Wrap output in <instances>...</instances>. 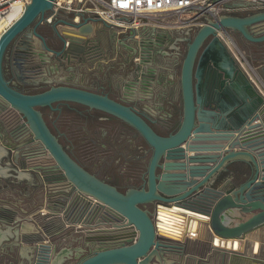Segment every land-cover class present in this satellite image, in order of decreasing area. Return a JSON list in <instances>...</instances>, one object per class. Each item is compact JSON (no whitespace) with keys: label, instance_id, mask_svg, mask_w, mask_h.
<instances>
[{"label":"water","instance_id":"water-1","mask_svg":"<svg viewBox=\"0 0 264 264\" xmlns=\"http://www.w3.org/2000/svg\"><path fill=\"white\" fill-rule=\"evenodd\" d=\"M55 1L31 0L24 14L0 38V101L27 122L31 142L41 144L56 168L64 172V187L69 188L67 193L59 194L57 185L53 192L45 189L47 204L43 208L49 214L40 216L47 222H39L36 216L16 220L21 245L12 246L22 251L19 264H50L52 240L71 226L89 233L94 230L104 236L103 240L114 237L111 246L102 243L99 250L76 264H201L188 254L185 246L178 245L182 241L170 237L168 227L177 231L178 226H184L186 238L191 226L194 229L206 222L214 234L212 244L223 250H227L221 246L224 239L234 238L232 244L237 245V240L262 229L264 94L250 77L243 57L235 55L217 34L234 30L253 43L261 42L264 36L253 38L248 27L264 22V13L245 18L222 15L219 22L211 21L197 30L181 67L183 119L175 132L161 136L135 108L105 95L68 86H51L48 91L27 95L10 87L3 74L4 57L18 38L27 44L35 36L43 40L46 50L64 57L81 53L83 44L90 39L77 37L92 31L88 19L81 24L64 20L48 23L55 28L62 50L57 52L47 46L37 29L48 25ZM250 6L243 2L227 4L228 8ZM57 25L65 27L59 31ZM58 102L101 110L141 135L153 151L141 189L120 192L81 167L63 149L38 110ZM257 120L260 124L254 125ZM245 156L252 169L246 182L236 185L230 177L224 178L227 163ZM15 161L18 167H25L23 161ZM163 211L172 213L173 219L164 217ZM242 215L250 217L243 220ZM0 217L5 218L8 226L15 222L7 210L0 212ZM54 219H64L68 225L50 231ZM235 220L239 222L232 224ZM257 246L258 243L254 253ZM16 254L13 250L1 258L15 260Z\"/></svg>","mask_w":264,"mask_h":264},{"label":"crops","instance_id":"crops-1","mask_svg":"<svg viewBox=\"0 0 264 264\" xmlns=\"http://www.w3.org/2000/svg\"><path fill=\"white\" fill-rule=\"evenodd\" d=\"M229 9L231 10L225 11L223 16L230 15L238 18H245L264 13V7H231ZM89 18L91 20H89ZM85 19H88L87 21L94 26V33L90 39L96 41L97 38L102 36L104 25L100 23L99 19L96 21L92 13L56 14L54 12L51 18L47 20V24L55 22L60 23L64 20L81 24ZM64 27L65 26L60 25L59 29L62 30ZM248 32L255 39L262 38L264 36V22L248 27ZM228 33L232 43V51L241 58L243 57L244 66L248 70L250 77L264 94V40L253 43L247 40L243 35H240L237 31L228 30ZM72 58L73 57L67 59L65 57L59 60L63 62L68 60L69 62ZM51 59L52 57H43V61H41L42 73L40 74V78L49 83H58L60 81L58 78L60 74V72H58V65L60 64L56 58L52 59L56 61V64ZM67 65H69V63ZM124 86L126 91H131L133 88L131 82L125 83ZM180 92L181 99L177 96L172 98L175 102L174 107L176 110L179 109L180 105L183 107L181 85ZM260 120H257L254 125L260 124ZM29 139L27 122L22 119L20 114L12 110L9 106H6L3 101H0V212L7 210L15 219V222L11 224V226H8L5 218L0 217V257L13 250L18 253L16 254L15 260L6 258L5 260H0V264H7V262L12 264L15 261H19L18 255L20 250L12 246L14 244L21 245V236L19 234L20 225L19 223L16 225V220H20L21 218L34 219L36 216L39 222L46 221L45 217L40 216L49 214L45 209L46 207L43 208L46 206L45 204H47V201L44 200L45 189L49 192H53V187L57 184L46 182V184L43 185L44 182L41 183V179H43L41 176L52 177L61 175V172L56 168L55 163L50 159L49 155L43 153L38 143L30 144ZM8 149L14 151L18 159L25 163L24 168H22V166L18 167V169L12 168L10 162L6 160V157L9 156ZM236 150L240 151L239 149ZM248 161L249 158L246 156L230 160L222 175L224 178L230 177L236 185L246 182L252 173ZM55 189L58 190V194L67 193L69 191V188L64 187V185L63 187L59 186ZM54 203L55 202H53V204ZM236 214L240 216V212L236 211ZM97 216L98 219L101 213ZM248 217H250V215H242L243 220H247ZM49 220L50 219H48V222ZM238 222V220H235L232 224H237ZM38 223L36 225H38ZM67 225L64 219H54L48 229L54 231L60 227H66ZM201 226L204 231L203 236L200 237L199 228L196 226L194 229L192 228L194 232L191 231L192 233L190 232L189 236L178 244L182 247L185 246L188 254L193 255L195 261H201V264H261L259 262H264V227L239 239L240 241H237V244H240V249H235L236 247L234 248L231 246L233 245L232 242L229 246H227V243H224L226 248L232 249V251L228 249L227 251L223 250L224 248L222 247L218 248L212 244L211 241L214 234L208 229V223L203 222ZM93 231L94 230H91L92 233L85 232V230H80L76 226L65 228L52 240L51 249L53 250L51 252L50 264H68L72 261H77L78 263L82 259L87 258L88 255L99 250L102 243L106 244V246H111V244H113L114 241L112 239L114 237L110 236L107 238L112 240L110 242V240H103L104 236L102 237ZM224 240L231 241L234 240V238ZM256 243H258V246L254 253L253 247ZM20 253H22V251Z\"/></svg>","mask_w":264,"mask_h":264},{"label":"rangeland","instance_id":"rangeland-1","mask_svg":"<svg viewBox=\"0 0 264 264\" xmlns=\"http://www.w3.org/2000/svg\"><path fill=\"white\" fill-rule=\"evenodd\" d=\"M185 31L187 30L180 28L163 29L161 27L145 28L140 31L129 32V34L135 33L138 39L129 40L131 42L128 43V47L131 46L137 49V40L140 42L145 38H148L156 44L157 39L154 36L162 32L167 35L168 38L175 39L177 43L178 39L183 38V32ZM113 32L119 36L115 30L105 29L102 31L104 34ZM194 32L193 38L195 37L197 29H194ZM129 34L120 35V37L127 40L128 37L126 36ZM174 43L175 42H168L167 39V41L162 44L165 46L164 52L166 53V57L161 58L159 61L149 60L146 65H144L142 64V57L139 58L137 64H141L142 67L148 66L156 69L159 76L157 80L162 81L161 85L154 84L153 86H149L144 95L138 93L140 89L138 84H133L131 91L125 90L124 84L134 81L133 72L126 69L124 73L120 67L121 62L129 60L130 54L126 48H120V59L114 62V64L113 62L103 60L102 63L95 62L92 63V65L87 64L82 66L73 73L67 70L65 71V67L58 65V72H60L58 78L60 80H65L73 76L80 86L87 88L94 82L96 84L95 89L100 88L99 86L105 87L107 88L106 91H109L114 98L116 97V99H119L121 102L125 100V96L129 97V94H132L133 97L138 100L136 101V109L139 112H149L151 118L159 121L157 125L158 130L163 133H168L173 129L176 130L182 120V105L179 106V112L176 111L174 107L175 102L172 98L177 96L181 99L179 85L182 72L181 67L189 45V43L181 45ZM178 53L180 55H178ZM173 55L178 57L175 59L176 64L174 59H169ZM52 61L56 64L55 60ZM73 80L74 79L71 81ZM109 84L110 86H108ZM51 86H53V84H51L50 87ZM50 87H46L45 91L49 90ZM123 103L128 105L131 104L127 101ZM171 116H173V118ZM48 121L51 124V122L54 121L53 117H49ZM59 128L61 132L65 133L67 136L66 139H63L64 145L70 150L78 164L86 168L100 181L102 180L109 183L113 187L118 188L122 193L133 188L141 189L143 187V179L147 173L149 160L153 151L134 128L123 125L117 119L90 123L68 113L62 118ZM75 263H77V261H72L68 264Z\"/></svg>","mask_w":264,"mask_h":264},{"label":"flooded vegetation","instance_id":"flooded-vegetation-1","mask_svg":"<svg viewBox=\"0 0 264 264\" xmlns=\"http://www.w3.org/2000/svg\"><path fill=\"white\" fill-rule=\"evenodd\" d=\"M54 24V23H51ZM104 25V24H103ZM60 25H57V29L59 31H62L59 29ZM55 28L53 25H42L40 26L37 31L38 33L43 36L44 40L46 41V44L51 49L60 52L62 50V42L58 39V36L54 30ZM64 29V28H63ZM110 29L108 26L104 25V30ZM183 38L178 39L177 43L176 40L173 38H168L167 35H165L163 32L161 34L155 35L154 37L157 39V43L154 44L152 41H150L148 38L141 40L140 42L137 40L136 43H138V48L135 49L131 46L128 47V43L131 42L129 40H133L137 38V35L135 33H131L128 36L127 40H124L122 37L117 36L114 32L104 34L102 33V36L100 38H97V40L93 41L88 40L86 43L83 44V50L81 53H75L73 55L65 56L67 59L70 57H73L69 62L66 60V62L60 61L59 59L65 58L64 56H58L55 53H52L45 48V43L43 40L38 39L37 37L33 36L32 40L29 42L27 41V44H24L26 41H23L21 38H18L7 50L4 60V66H3V74L5 77V80L9 83L10 87L15 89L16 91H20L27 95H34L38 93L45 92L46 87H50L51 84L53 86H62V87H72L77 89H84L89 92L95 93V94H101L109 97L113 101L120 102L128 107H133L136 109L138 100L133 97V95L129 94V97H124V101H127L131 103L130 105L123 103L124 101H119V99L114 98L109 91H106L107 88L101 87L98 89H95L96 84L92 82L90 84V87H83L80 86L77 83V80L75 77L71 76V78H66L65 80H60L58 83H52L47 82L46 80H43L40 78L41 71V61H43L44 56L52 57V59L58 60V63L61 65V67H65V71L68 72H75L82 66H85L87 64L92 65V63L99 62L102 63L103 60H106L108 62H117L118 59H120V48H126L129 52V60L123 61L120 64V67L124 71V73L127 70H131L134 75V81L131 82V84H138L140 86L139 94L144 95L147 92V88L149 86L161 85L162 81H158L159 78L157 74V70L153 69L152 67H142L141 64H137L139 61V58L142 57V64L146 65L147 61L149 60H157L159 61L161 58L166 57V53L164 52L165 46L162 44L167 41H170L171 43L175 42L174 44H188L193 39V30H187L183 32ZM104 35V36H103ZM138 39V38H137ZM58 43V44H57ZM168 47V46H167ZM178 55H180L178 53ZM139 56V57H138ZM178 57L176 55H173L170 57V60H175ZM167 59V58H166ZM107 62V63H108ZM161 62V61H160ZM69 63V65H67ZM132 63V64H131ZM176 64V60H175ZM100 65V64H99ZM108 65V64H107ZM64 69V68H63ZM161 77V76H160ZM163 77V75H162ZM74 79L73 81H71ZM162 79V78H161ZM157 80V81H156ZM156 81V82H155ZM155 82V83H154ZM110 86V84L108 85ZM50 90V89H49ZM48 91V90H47ZM131 97V98H130ZM183 108V107H182ZM38 110L42 114L43 120L46 122L50 132L57 137L59 143L62 145L63 149L69 153L74 160H76L69 149L64 145L63 139H66V134L61 132L59 125L62 121V118L68 114L72 116H77L78 118L84 119L88 122L92 123H98L100 121H109L114 120L117 118H113L112 116L108 115L107 113L91 109L88 106L80 105L77 103L72 102H58L54 103L51 107H39ZM137 110V109H136ZM176 110V109H175ZM176 111L179 112V109ZM139 115H141L142 118H144L147 123H149L152 128L155 130L157 134H160L161 136H167L172 134L175 130H171L168 133H163L160 130H158L157 125L159 121L155 120L154 118H151L149 112H139ZM183 113V109H182ZM53 117V122L48 121L49 117ZM173 118V116H171ZM119 122H121L123 125L130 127L128 124L123 122L120 119H117ZM173 121V120H171ZM29 130V128H28ZM136 131V130H135ZM29 143L33 144L31 141L33 139L31 131L29 130ZM144 140V139H143ZM145 141V140H144ZM38 142H36L37 144ZM146 143V142H145ZM43 151V153H46L41 144L38 143ZM147 144V143H146ZM9 156L6 157V160L10 162V165L14 169H18V163L15 161V159L18 157L15 155L14 151H11L8 149ZM48 154V153H47ZM20 162V159H18ZM59 169V168H58ZM61 172L60 176H41L43 179H41V183L46 184L49 182H53L54 184H57V186L63 187L64 183L66 182V179L64 177V172L59 169ZM52 183V184H53ZM144 185V184H143ZM15 221V220H14ZM0 260H5L4 258L0 257ZM4 262V261H3ZM3 264V263H1ZM7 264H10V262H7ZM12 264H19L18 261L13 262Z\"/></svg>","mask_w":264,"mask_h":264},{"label":"built area","instance_id":"built-area-1","mask_svg":"<svg viewBox=\"0 0 264 264\" xmlns=\"http://www.w3.org/2000/svg\"><path fill=\"white\" fill-rule=\"evenodd\" d=\"M241 2L250 3L255 8L264 7V0H56L53 8L56 14L92 13L100 23L120 36L145 28L198 30L211 21L219 22L223 13L231 10L227 4ZM30 3L31 0H0V24L18 13L4 28L0 38L24 14ZM217 35L231 46L228 31Z\"/></svg>","mask_w":264,"mask_h":264},{"label":"bare ground","instance_id":"bare-ground-1","mask_svg":"<svg viewBox=\"0 0 264 264\" xmlns=\"http://www.w3.org/2000/svg\"><path fill=\"white\" fill-rule=\"evenodd\" d=\"M17 14L18 13H16V14H14L13 16H11L10 17V19L9 20H6V22L5 23H3V24H0V35H1V33L3 32V30H4V28L6 27V26H9L11 23H12V21L16 18V16H17ZM91 28H92V31L91 32H89V33H85V34H82L81 36H77L78 38H84V39H88V38H90L91 36H92V34L94 33V26L92 25L91 26ZM231 45V44H230ZM231 47V46H230ZM164 217H168V218H170V219H173V214L172 213H169L168 211H163L162 213H161ZM174 220H175V218H174ZM185 222V221H184ZM184 222H183V224H184ZM174 225V224H173ZM197 226V228H199V233H200V237L201 236H203V228H202V226L201 225H196ZM195 226V227H196ZM179 228H178V230L176 231V230H174V229H170L169 227H168V230L170 231V237L171 238H173V239H175V240H178V241H183L184 240V238H185V234H186V229H185V227L183 226H178ZM194 227V228H195ZM196 228V229H197ZM191 231H193V229H192V226H191ZM181 231V232H180ZM194 232V231H193ZM197 232V231H196ZM195 232V233H196ZM192 233V232H191ZM222 240H220V242H221ZM237 241H240V240H237ZM231 242L233 243L234 241L233 240H231ZM225 243H227V241L225 242ZM236 244H237V242H236ZM223 246V245H222ZM224 246H225V244H224ZM227 246H229L228 244H227ZM231 246H233L235 249H240V244H237V245H231ZM255 246V245H254ZM226 248V247H225ZM231 248V247H230ZM228 250H231L232 251V249H229V248H227ZM257 249V248H256ZM234 251V250H233ZM253 251H254V247H253ZM256 252V251H255Z\"/></svg>","mask_w":264,"mask_h":264}]
</instances>
